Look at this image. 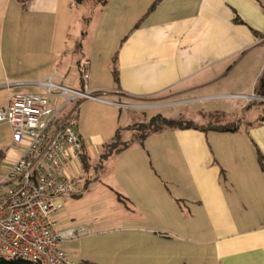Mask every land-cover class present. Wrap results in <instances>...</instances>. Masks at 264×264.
Returning a JSON list of instances; mask_svg holds the SVG:
<instances>
[{
  "label": "crops",
  "instance_id": "0c3cea01",
  "mask_svg": "<svg viewBox=\"0 0 264 264\" xmlns=\"http://www.w3.org/2000/svg\"><path fill=\"white\" fill-rule=\"evenodd\" d=\"M153 1L146 0L148 7L140 0L94 7L88 54L80 50L59 65L58 77L47 78L71 85L70 73L86 63L90 79L98 62L105 64L106 84L86 90L114 98L106 103L135 115L151 109L193 121L218 113L233 121L250 112L264 74V0H160L146 15ZM49 3L46 13L57 6ZM8 82L0 57V108L14 95L31 93H16ZM260 118L240 119L235 132L164 130L141 141L133 132L129 147L92 174L82 161L95 165L107 143L78 134L83 157L75 172L86 182L79 195L55 200L60 208L50 220L58 232H84L63 239L60 249L73 264H264ZM19 153L9 126L0 123V178ZM177 168L187 175L189 190L168 188L177 184Z\"/></svg>",
  "mask_w": 264,
  "mask_h": 264
},
{
  "label": "built area",
  "instance_id": "2783aa9c",
  "mask_svg": "<svg viewBox=\"0 0 264 264\" xmlns=\"http://www.w3.org/2000/svg\"><path fill=\"white\" fill-rule=\"evenodd\" d=\"M85 66L80 68L82 83L88 76ZM39 86L42 94L14 95L0 108V123L9 126L20 150L16 162L0 178V261L73 264L60 242L84 230L58 232L50 215L60 208L56 199L79 195L86 182L75 172L83 151L76 130V106L69 113L65 110L73 101L96 97L85 88L76 91L54 83L52 77ZM50 96L64 97L65 102L50 109Z\"/></svg>",
  "mask_w": 264,
  "mask_h": 264
},
{
  "label": "rangeland",
  "instance_id": "374dc122",
  "mask_svg": "<svg viewBox=\"0 0 264 264\" xmlns=\"http://www.w3.org/2000/svg\"><path fill=\"white\" fill-rule=\"evenodd\" d=\"M44 1L45 4L43 5ZM55 1H57L56 9L55 6H52L55 11L46 13V6L48 7L50 4L49 0H0L2 75L8 77V84L22 83L20 86L13 87L16 93L23 89L26 92L42 94L43 91L38 84L46 80L48 76L58 77L60 64L69 61L74 56L77 57L80 50L84 55L88 54L92 43L93 28L96 26V23L90 24L92 10L95 9L93 4L85 2L82 5H74L73 0ZM140 1L145 7H148L146 0ZM149 1L152 2V0ZM85 68L88 76L83 82V87L80 80L81 73L77 71L69 74L68 79L72 84L68 85V82H65V85L76 91H81L84 88L86 90V86L88 84L91 86L94 82L105 86V80H107L105 64L101 65L100 63L99 65L97 62L96 65H93L90 79L89 68L87 65ZM96 71L98 72L97 75L95 74ZM53 82L60 84L56 78L53 79ZM86 92L95 96L96 100L73 101L65 111L69 113L76 106V130L83 141H89L92 144H96L99 140H102V143L110 144L117 130L121 133L122 140L128 141L131 139L133 131L125 130L127 124L134 122L130 126L138 129L152 117L159 115L156 110L151 109H144L141 112H136L135 115L126 112L124 108L120 109L106 103L108 101L116 102V100L104 95V93H91L87 90ZM64 102V97L50 96L48 108L56 109ZM168 112L166 111L164 114L167 115ZM262 113H264V108L255 105L250 112H241L237 116L242 119L243 123L245 121L254 122L258 116L264 115ZM171 117L176 120L187 121L179 118L180 116L176 113L171 114ZM191 117L193 120L191 122L204 128L217 122L225 123L228 121L224 114L218 116L216 120L207 116H204L203 119L197 116ZM134 133L137 134L135 131ZM96 164L97 161H95ZM89 169V173L92 174L99 167L96 165L89 167ZM177 170V184H168V188L171 190L176 188L189 190L191 186L187 182V175L183 168H177Z\"/></svg>",
  "mask_w": 264,
  "mask_h": 264
},
{
  "label": "trees",
  "instance_id": "16d2710c",
  "mask_svg": "<svg viewBox=\"0 0 264 264\" xmlns=\"http://www.w3.org/2000/svg\"><path fill=\"white\" fill-rule=\"evenodd\" d=\"M109 0H73V4L74 5H82L85 2H89L93 4V7H103L108 3ZM160 0H154L153 3L151 4V6L149 7L146 15L148 13H150L154 7L158 4ZM236 22H239V20L235 19ZM111 74L113 77L114 81H117V71L114 67H112L111 70ZM81 80V85H83L82 83V78ZM253 94L255 98H259V99H264V74H262L255 86H254V90H253ZM252 105H259L262 106V108H264V100H257V101H253ZM221 114L218 113H212L209 115H206L207 117H211L213 119L216 120V118L218 116H220ZM260 120H264V115H262V117L260 118ZM239 123H241V120H233V121H227L225 123H219L217 122L214 125H209L206 128L201 127V126H197L196 124H194L191 121H184V120H176V119H168L165 118L161 115H156L154 117H152L146 124H144L143 126H141V128H133V126H130L128 128H126L127 130L130 131H135L137 132V134L135 133V141L136 140H143L146 136H148L149 134H153V133H159L161 131L164 130H199V131H214V132H235L237 130V127L239 125ZM140 130V131H139ZM132 142H125L121 139V133L117 130L112 142L110 144H106L102 147V153L99 155L98 160H97V166L99 167V169H102L103 163L113 154H118L121 151L125 150L126 148L129 147V145ZM83 151L80 155V160L82 161V157H83ZM257 161L259 164V167L261 170H264V163H262V157L260 154H258L257 157ZM82 165L84 166V169L87 171L89 169L88 166H90L87 162H85V160L82 161ZM93 165V166H96ZM0 264H40V263H32V262H28L26 260H21V259H13L10 261H0Z\"/></svg>",
  "mask_w": 264,
  "mask_h": 264
},
{
  "label": "water",
  "instance_id": "95a60500",
  "mask_svg": "<svg viewBox=\"0 0 264 264\" xmlns=\"http://www.w3.org/2000/svg\"><path fill=\"white\" fill-rule=\"evenodd\" d=\"M257 99H259V98H257ZM259 100H264V99H259Z\"/></svg>",
  "mask_w": 264,
  "mask_h": 264
}]
</instances>
